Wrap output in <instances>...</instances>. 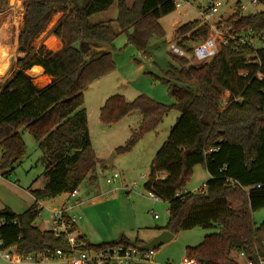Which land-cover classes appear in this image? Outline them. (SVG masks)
Instances as JSON below:
<instances>
[{
    "label": "trees",
    "instance_id": "1",
    "mask_svg": "<svg viewBox=\"0 0 264 264\" xmlns=\"http://www.w3.org/2000/svg\"><path fill=\"white\" fill-rule=\"evenodd\" d=\"M23 25L18 38L19 70L0 88V171L7 177L26 155L21 129H27L39 143L45 157L47 182L30 192L35 202L24 212L0 210V250L12 249L20 262L56 259L58 250L69 251L65 234L35 225L40 202L79 189L96 168L99 159L92 149L84 91L98 78L113 70L111 51L85 53L80 44L112 46L118 36L113 22L92 23L90 16L108 10L115 0H22ZM264 7V0H257ZM222 24L227 28V43L210 61L191 64L176 56L164 81L183 84L194 94L165 105L140 94L133 101L123 95L109 97L101 108L104 123L117 121L130 110L139 108L143 121L128 143L118 151H127L148 131L155 129L173 108L181 112L167 140L158 150L150 167L145 188L169 203L166 226L174 234L195 227L216 231L195 246H187L186 255L200 264H241L233 252L248 259L264 258V221L257 225L254 213L264 208V9L245 13L242 3ZM10 0H0V13ZM176 10L174 0L118 1L116 22L128 42L146 53L149 39L164 36L159 19ZM62 14L51 32V45L34 42L46 31L53 17ZM210 35V26L199 19L175 29L178 44L193 54L190 43H199ZM248 37L246 42L242 38ZM41 66L50 77L38 86L28 71ZM203 165L210 177L206 189L197 193H178L186 187L195 166ZM260 185V187H258ZM74 231L75 223L68 215ZM81 249H100L131 242L124 235L118 241L93 244L83 236Z\"/></svg>",
    "mask_w": 264,
    "mask_h": 264
},
{
    "label": "rangeland",
    "instance_id": "2",
    "mask_svg": "<svg viewBox=\"0 0 264 264\" xmlns=\"http://www.w3.org/2000/svg\"><path fill=\"white\" fill-rule=\"evenodd\" d=\"M118 1L115 0L108 10L90 16L92 23L112 21L118 33L112 46L96 44L97 46L103 45L106 50L111 51L115 63L114 69L96 79L84 91V108L88 115L92 149L99 162L90 176L80 185L77 197L69 198L61 194L41 201L42 210L35 221V225L40 229L52 230L54 227L52 210L60 207L61 201L65 199H68V203L72 205L81 200L83 203H79L73 210H70L69 216L93 244L118 241L122 235L131 242L141 240V238L146 240L152 232L158 230L157 228L161 229L166 226L169 218V203L152 197L144 185L153 159L167 140L181 112L173 108L155 129L146 132L130 150L118 151L139 130L143 121V113L139 108H135L115 122L104 123L101 120V108L109 97L116 94L123 95L127 101H133L140 94H144L168 106L180 99L191 98L194 94L193 90L174 81H172L174 86L171 87L164 81L171 65H178L176 56L171 53L170 44L179 42L175 39V29L180 25L196 19L205 22L201 11L206 5V0H188L175 11L159 19L164 36L151 37L146 53H144L134 44L129 43L127 34L121 32L116 22ZM129 1L131 3L133 0ZM238 1L246 6L245 13H255L264 9L262 5H254L252 0H222L223 6L213 21L216 27L220 28L219 21L229 17L238 9ZM15 3H22L24 8L22 0H10L9 8L0 13V55H3V58H0V73L7 69L3 73L4 76L0 74L3 78L11 77L20 69L16 64L20 55L17 52L18 46H14L23 25L24 9H17V11L15 6L13 7ZM61 15L59 14L53 25H50L52 21L50 22L42 36L35 40V46L51 41L54 36L51 30ZM208 25L211 35L214 28L211 24L208 23ZM220 29L225 41L228 30L224 24ZM196 44L190 43V46L194 48ZM253 45L255 48L263 47L264 39L255 41ZM79 46L84 49L85 53H91V45L83 47L81 43ZM11 55L14 58L13 62H9ZM185 58L190 63H195L191 52H188V57ZM198 64L201 63L195 65ZM31 72L30 69L28 74H32ZM32 78L38 86L48 82V79L43 80L36 76ZM0 85H3L1 80ZM21 133L26 144V155L7 177L3 176L0 171V210L9 207L16 213H22L28 209L29 186L40 188L47 182V177L44 175V154L39 143L27 129H21ZM114 152L113 165H110L108 159ZM115 173L120 175L119 178L116 182L109 183L107 180ZM209 177L206 168L201 164L197 165L185 189L188 191L198 189L206 183ZM156 214L158 218L155 217ZM254 221L257 225L264 221V208L254 213ZM214 231H216L215 228L203 229L201 227L180 231L171 241L155 249V256L150 264H180L187 256V246L200 244L206 235ZM72 233L74 234L75 230ZM11 250H0V264H66L61 258L43 260L25 258L20 262H15L4 257L7 253L12 255ZM232 256L241 264H249V259L242 253L234 251ZM259 262L264 264V258L259 259Z\"/></svg>",
    "mask_w": 264,
    "mask_h": 264
},
{
    "label": "built area",
    "instance_id": "3",
    "mask_svg": "<svg viewBox=\"0 0 264 264\" xmlns=\"http://www.w3.org/2000/svg\"><path fill=\"white\" fill-rule=\"evenodd\" d=\"M188 0H174L176 8L181 7ZM252 3L258 6L257 0H252ZM223 6L222 0H206V5L201 11L202 17L206 23L211 24L214 28V32L205 40L197 43L193 48L192 58L195 63H205L213 59L220 51L221 46L227 43L224 41V35L221 32V29L216 27L214 24L215 15L220 11V8ZM242 11L245 12L246 6L241 5ZM248 37L242 38V42H246ZM223 40V41H222ZM171 53L178 57H188V51L181 47L178 43L170 44ZM9 76H7L8 78ZM7 78H3L2 84H4ZM119 174L115 173L107 181L109 183L116 182V179L119 178ZM260 187V185H258ZM206 189V185L203 184L202 187L188 191L187 189H182L178 195H183L189 192L197 193ZM67 197H77L79 194V189H75L70 192L63 193ZM152 197L157 198L152 193ZM78 203L74 205L68 203V199L61 201L60 207H55L53 212L54 217V233L59 236L61 234L66 235V239L70 245L69 251L58 250L56 253V258H61L65 261L66 264H150L153 261L155 256V249L141 250L140 246L133 244L118 243L114 245H109L100 249H81L79 248L83 243L78 239L76 235L69 231L71 227L67 223L66 215L69 216V211L72 210ZM70 217V216H69ZM156 218L159 216L156 214ZM72 222L74 220L70 218ZM75 223V222H74ZM244 255V253H242ZM4 257L8 260L15 261L11 254H6ZM32 258V256L27 257ZM23 260V259H22ZM21 260V261H22ZM17 262V261H15ZM260 263V262H259ZM180 264H200L196 258L186 256ZM249 264L253 262L249 259Z\"/></svg>",
    "mask_w": 264,
    "mask_h": 264
},
{
    "label": "crops",
    "instance_id": "4",
    "mask_svg": "<svg viewBox=\"0 0 264 264\" xmlns=\"http://www.w3.org/2000/svg\"><path fill=\"white\" fill-rule=\"evenodd\" d=\"M17 5L18 4H14L13 5V7L15 6V9L17 10V9H19V10H23L24 8H23V5H22V8H17ZM18 11V10H17ZM19 33H20V31H19ZM18 38H19V34H18ZM18 38H17V40H16V43H15V46L14 47H17L18 46ZM55 39H56V37L55 36H52V39H51V41L50 42H45V44L46 45H51L54 41H55ZM88 46H92V47H96V44H87ZM3 46H5V45H3ZM7 47V46H6ZM1 56V55H0ZM13 60H14V58L12 57V55L9 57V62H13ZM17 64V63H16ZM41 66H34L32 69H31V73H32V75L33 76H36V77H38V78H46V79H48V82L50 81V77L49 76H46V74H42V72H41ZM42 70H44L43 68H42ZM34 73H37L36 75L34 74ZM3 76H4V74H2ZM1 79L0 80H2V78L3 77H0ZM40 80V79H39ZM47 82V83H48ZM1 86V85H0ZM181 88V87H180ZM182 89V88H181ZM31 186H33V185H31ZM31 186H29V188L31 187ZM33 187H35V186H33ZM29 190V193H30V195H29V197H30V199L28 200L29 202H27L28 203V208L35 202V197L33 196V194L30 192V189H28ZM43 201H45V200H43ZM42 203V202H41ZM40 203V204H41ZM79 203L81 204V203H83V202H81V200L79 201ZM79 203H78V205H79ZM75 204V203H74ZM74 209V208H73ZM72 209V210H73ZM1 224V223H0ZM158 230L157 231H155V232H152L151 233V235L150 236H148L147 238H146V240L145 239H142L141 238V240L140 241H142V243L143 244H146V243H148V242H150L154 237H156L157 235H159L162 231H164V230H160L159 228H157ZM74 230H75V235H77V236H83L84 238H85V240L87 241V242H90V240L87 238V236H86V234H84L83 232H81L80 230H79V228H78V225L76 224V222H75V227H74ZM90 243H92V242H90ZM105 243V242H104Z\"/></svg>",
    "mask_w": 264,
    "mask_h": 264
},
{
    "label": "water",
    "instance_id": "5",
    "mask_svg": "<svg viewBox=\"0 0 264 264\" xmlns=\"http://www.w3.org/2000/svg\"><path fill=\"white\" fill-rule=\"evenodd\" d=\"M101 50H106V49L104 48L103 45H99V46L96 45V47H92L91 51H101ZM114 156H115V152L108 159V163H110V165H113ZM43 160L45 161V157H43ZM174 235H175L174 233L168 230H164L159 235L154 237L150 242L141 245L140 248L141 250L156 249L160 245L171 241L174 238ZM251 261L253 262V264H260L258 258L256 257H253Z\"/></svg>",
    "mask_w": 264,
    "mask_h": 264
},
{
    "label": "bare ground",
    "instance_id": "6",
    "mask_svg": "<svg viewBox=\"0 0 264 264\" xmlns=\"http://www.w3.org/2000/svg\"><path fill=\"white\" fill-rule=\"evenodd\" d=\"M17 8H22V3L18 4V5H17ZM58 17H59V14L55 15V16L53 17L52 22H51L50 25H53V24L55 23V21L58 19ZM16 22H17V21H16ZM51 27H52V26H51ZM0 45H1V43H0ZM12 52H13V50L11 49L10 53L12 54ZM3 54H4V53H3ZM0 58H3V55H1ZM7 68H8V66H7ZM6 70H7V69H6ZM6 70H5L4 72L0 73V74L5 73ZM34 74L36 75L37 73H34ZM40 79L47 80L46 78H40Z\"/></svg>",
    "mask_w": 264,
    "mask_h": 264
}]
</instances>
